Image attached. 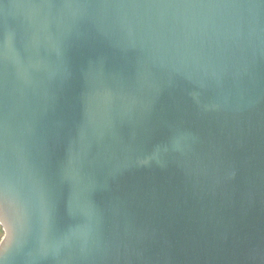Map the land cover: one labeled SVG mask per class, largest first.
I'll use <instances>...</instances> for the list:
<instances>
[{
	"label": "water",
	"instance_id": "water-1",
	"mask_svg": "<svg viewBox=\"0 0 264 264\" xmlns=\"http://www.w3.org/2000/svg\"><path fill=\"white\" fill-rule=\"evenodd\" d=\"M0 264H264V0H0Z\"/></svg>",
	"mask_w": 264,
	"mask_h": 264
},
{
	"label": "trees",
	"instance_id": "trees-1",
	"mask_svg": "<svg viewBox=\"0 0 264 264\" xmlns=\"http://www.w3.org/2000/svg\"><path fill=\"white\" fill-rule=\"evenodd\" d=\"M0 235H3V230H2L1 225H0Z\"/></svg>",
	"mask_w": 264,
	"mask_h": 264
},
{
	"label": "rangeland",
	"instance_id": "rangeland-1",
	"mask_svg": "<svg viewBox=\"0 0 264 264\" xmlns=\"http://www.w3.org/2000/svg\"><path fill=\"white\" fill-rule=\"evenodd\" d=\"M3 235H0V240L2 239Z\"/></svg>",
	"mask_w": 264,
	"mask_h": 264
}]
</instances>
